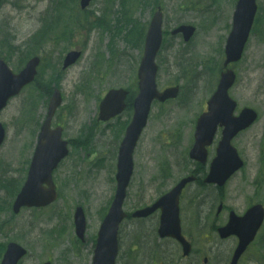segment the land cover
<instances>
[{"label": "rangeland", "instance_id": "1", "mask_svg": "<svg viewBox=\"0 0 264 264\" xmlns=\"http://www.w3.org/2000/svg\"><path fill=\"white\" fill-rule=\"evenodd\" d=\"M95 1L96 2L93 3L88 14H83L80 18L73 15L65 26L64 31L62 30L63 27H60L63 38L56 37L58 36L56 31L59 30V27L54 17H50V22L43 27V31L47 38L39 36L36 41H33L32 37L42 25L40 17L47 12L55 1L25 0L24 8L20 10L12 5L11 0H6L0 7V54L3 57L7 56L11 59L12 65H10L15 70L21 67L25 59L34 53L35 50L49 56L51 63L58 64L63 49L80 44L83 46L81 39L84 38L85 32L77 36L74 39V44L70 47L65 46L62 48L64 45L63 42L61 47L56 48V43L58 45L60 44L52 41L57 39V41H61L69 38L71 36V30L68 29V26L74 29L78 20L94 19L96 14L102 13L109 19L108 22L101 19L103 22H106L113 30H115V26L119 27L116 30L120 33V36L114 37L113 35L106 34L101 41L102 46H100V50L103 58L105 61H111V65L107 66V63L103 62L101 66L94 68L96 66V63L93 64L96 42L90 40L87 42L84 57L79 66L76 67V70L79 72H88L94 68L97 72H92L90 74L91 76H85V73H83L80 79V74L67 76L65 78L66 86H64L63 89L65 93H71L70 98L76 97V100L73 98L70 100L69 105L71 108L74 107L76 103V106L70 111L67 109L66 113L62 114V116L64 117L66 115L65 117L67 118L71 116L73 125L68 127V133L71 137L76 138L77 141L76 149L74 148V153L65 166L67 174L65 179L61 180L64 199L58 205H66L68 208L73 209L78 203L83 204L91 222L90 234H93L95 228L100 224L101 214L109 203L112 189H104L107 182L101 180L103 171L102 163L96 161H91V163H89L90 159L83 161L82 157L87 156L88 153L93 154L95 151H107L114 143V136L99 135L92 131V135H88V137L85 138V128L79 125L78 117L81 113L83 114L84 111L88 110L93 91L99 94L113 85H129L134 79V75H132L130 69L127 68L129 65L127 63L121 64V62L117 61L115 54H113V52L108 53V50H111V47H115L116 51L120 49L121 46H125L127 50L137 52L140 46H142V43L128 44L127 41H136L140 25L144 23L152 7L157 3H163L169 8L172 7L170 14L175 17L168 16L167 24L169 27H176L178 19H181L183 23L188 21L199 23V36L194 46L175 47L174 49H170L167 53H164V58L169 59L168 67L170 71L165 70L163 83L164 85L173 83L181 84L183 91L177 102L160 107L154 116L156 125L153 129L162 128L164 132L169 134L171 139L179 141L181 144L177 146L176 153L172 146H162L159 141L149 143L145 140L143 142L139 149L140 165L138 168V176L131 189L132 199L128 204V208L132 209L149 203L159 193L168 190L181 177L191 172L193 166L189 160L182 161L178 159V155H185L184 146L188 147L191 142V126L186 134L184 128L185 122L181 123L180 118L187 123L192 121L194 117L196 118L198 110L196 109V113H194V106L202 104L212 93V91L211 93L208 92L209 72H212V76L215 75V71H205L203 69L200 73L190 74L187 70V65L192 55L196 56L195 66L197 67L202 65L206 68V65L209 63L207 67L209 69L213 63L210 62L212 59L221 62L222 56L215 42L218 43L223 39L226 30L223 26H218L215 35H211L212 31H210V29L213 27V24H210L209 20H212L214 12L223 13L226 9L227 19L231 16V11H233V0H191V4L188 3V0H127V11L130 13V18H134V20L132 23L122 26V21L125 20V17H122L124 10L116 9L119 8L120 5L117 4L115 7L114 0ZM262 5L261 16L264 20V0H262ZM61 7L58 15L60 20L66 15V9ZM8 21L13 26V31L16 30L18 35L9 37L4 33L3 28ZM45 27H48L49 30H45ZM84 27L85 26L76 28L75 34L84 30ZM17 36V41L13 43L10 42V38L14 39ZM252 42L249 48L250 51L248 50L249 53H247V58L238 68L240 78L235 88V94L240 98L242 104L258 107L263 113V120L254 129L246 132L238 141L241 145L240 148L245 149V147H247L250 160L249 166L245 169L244 177L241 180L242 186L238 188L235 183H232L230 187L227 186L220 192H214L211 188H205L200 185L193 186L184 201V216L186 221H189L196 212H207L212 209V211H217L221 200L224 202L226 201L225 204L238 210H242L244 204L249 205L252 202H262L264 204V163L257 164L255 162L256 155L253 154L256 152L264 130V38H262L259 33H254ZM27 43L30 44L24 45ZM46 43L52 45L45 47ZM121 43L122 45H120ZM19 44H23V46L19 47ZM219 45L221 46V43ZM22 49L24 52H21ZM257 55L260 57L257 58ZM127 58L129 61L131 60V57ZM220 66L221 65H219L218 71L220 70ZM54 69V67L46 65L43 76L42 72H40L37 79V81L42 80L41 83L37 84L36 81V83L31 88L27 89L20 98L14 100L8 109L1 115L8 127L9 135L5 146L0 149V159H2V163H6L7 161L13 163L15 168V170L12 169L11 172H8L9 176H11V174L15 175L18 172L19 176H21L24 173L25 169L22 167L26 166V164H23V161L29 158L27 149L32 147L33 135L38 129V124L45 113L48 95L54 86L53 84L58 83V79L54 74ZM125 72H128L130 76L128 77ZM51 77L54 78L53 84ZM215 80V76L211 78V88ZM86 82L87 85L84 86L83 83ZM243 88H246V90L241 92ZM254 90L257 91V93H253ZM66 103L67 99L64 106L62 105L63 108ZM63 117H61L62 120ZM185 136L186 140L184 139ZM142 160V164L146 165V167L141 164ZM19 166L21 167L19 168ZM81 167L88 169L90 167V172L94 174L95 180L89 178V173L85 174L80 172L81 169L79 168ZM108 177L110 176L107 175V178ZM254 180H256V184L253 183ZM204 195H208L207 201L203 199ZM216 198L220 200L217 202ZM11 199L12 195L10 193L8 195V202H11ZM29 211L30 210L24 211L20 218L19 216L13 218L12 222H15V225L11 229L8 238L0 235V244L6 243L11 239H18L26 245L31 253L23 261V264H38L39 261L43 262L48 260L49 257L54 260L55 264H84L83 252L82 255L79 256L74 249L76 247L81 248V245L76 242L80 241L75 239L71 218L70 222L67 221V225L69 226L68 231L65 235L63 234L60 236L62 239L60 244L57 247L54 246L55 248L52 250L48 247L42 249L38 240L40 239L41 230L44 228L43 226H45L47 220L44 218L38 227L32 230L31 228L39 223L38 220H35L39 215H33ZM46 214H48V212H46ZM209 217L212 218L213 213H211ZM221 222H223V219L220 218L218 223ZM17 223L22 226L21 233L17 230ZM51 225L59 226L60 222L58 219H53ZM24 226L28 234H22L24 232ZM206 232H208V228L203 224L197 226L196 233L194 234L197 247H201L202 251L208 255V264H220L218 256L227 257L226 253L229 247L218 241L209 243L204 237ZM45 235L53 238L52 234L49 232H45ZM43 238L44 240L47 239L45 236ZM260 238V244L250 250L246 256L247 258L242 264H264V230ZM55 239H58V237H55ZM216 243H218L219 250L217 251L215 248L213 251L210 250ZM153 245L154 248L152 249L156 251L158 245ZM2 253L3 249H0V260ZM84 253L87 254L86 251H84ZM163 253L164 259L162 264H204L205 257H199L197 254L193 256V261L190 258H181L179 247L170 242L164 245ZM123 258L124 256L120 264H160L158 262L153 263L149 253L146 255L140 254L139 260L136 263L132 261L124 263L123 260L125 259ZM88 259H91L90 255H88Z\"/></svg>", "mask_w": 264, "mask_h": 264}, {"label": "water", "instance_id": "2", "mask_svg": "<svg viewBox=\"0 0 264 264\" xmlns=\"http://www.w3.org/2000/svg\"><path fill=\"white\" fill-rule=\"evenodd\" d=\"M255 12L256 6H254L252 3L247 2L243 5H240L235 16L236 23L245 22V24H251ZM35 65L36 61H32L25 71L16 75L13 74L2 61H0V109L6 104V101L10 96L17 93L25 83L29 82L33 78L35 73ZM145 87L146 82L143 80L142 89H144ZM205 121L207 122L209 121V119H205ZM4 135V129L0 125V144L4 139ZM64 150L65 144L58 141L55 137L51 139H46L45 137H43V139L41 138L40 144L34 157V162L31 167L33 170V176L29 177V180L24 187L23 192L20 194L17 203H25L23 199L24 196L36 190V187L38 185V181L36 178H38L45 170L52 168V166L55 165L56 158L61 157ZM130 167L131 166L128 161H121L118 174V177L121 178V180L129 176ZM263 219L264 214L262 208L260 206H254L242 219L239 220L240 227L238 228V231L244 232L246 229H248L249 223L250 225L252 223L253 227L251 229H253V232L250 233V235L252 234V236H250V239L240 235L241 243L236 252L233 264H237L239 255L246 249L255 232L261 226ZM234 231L235 230H231L228 227L221 229V233L223 236H227ZM24 251L25 250L17 247V249H11L8 255L15 256V258L18 259ZM99 264H110V262L107 258L102 260Z\"/></svg>", "mask_w": 264, "mask_h": 264}]
</instances>
